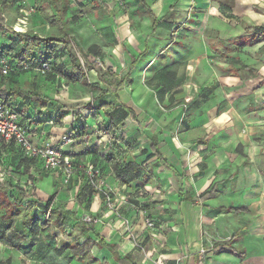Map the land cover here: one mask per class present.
Segmentation results:
<instances>
[{
    "label": "rangeland",
    "instance_id": "rangeland-1",
    "mask_svg": "<svg viewBox=\"0 0 264 264\" xmlns=\"http://www.w3.org/2000/svg\"><path fill=\"white\" fill-rule=\"evenodd\" d=\"M27 1L30 5L35 4V0ZM147 1L156 14H159L161 5L165 4L168 7L170 4L168 0ZM102 2L113 12L112 19L105 16L106 11L103 7H95L93 0H70V9L67 16L64 17L65 28L68 34L85 51L88 50L90 45L95 44L98 46L99 55L88 54V59L100 66L108 80H113V77H119L124 80V89H118L117 95L122 102H126L135 110L139 120L137 122L138 125L127 120L115 130V134L120 140L131 143L133 149L128 159H135L143 167L145 173L135 185L123 189V186L110 173L109 167H105V164L101 161L96 162L99 193L86 206H80L77 212L81 216L85 215L88 218H95L96 222L92 223V226L100 232L102 231V234L110 240L117 237L123 251L133 252L136 262L140 264H169L167 263L168 260H164V258H168V255L163 254L170 253V250L173 249L172 238L174 231L172 230V225H177L181 221L178 217L180 216L178 215L180 211L179 205H177L179 202V196L176 193L177 179L171 172L164 171L151 155L140 153L141 148H147L149 135L155 132L161 142L160 147L165 148L169 144L173 146L172 139L175 140L176 145L177 140H181L186 142L185 145L179 143L184 148V154H191V151H193L192 146L189 143L187 144V141L194 144L197 140L205 139L208 135L215 134L222 124H227L222 129H225L231 139L229 155L235 153L233 148L236 142H245L243 145L239 142L237 143L238 148L241 149V154H244V151L248 152L249 147L253 145L252 141L254 140H251L253 137L256 138L257 136L261 139L264 136V128H255L256 126H264V48L254 52V46L259 43L252 44L251 40L257 36H254L252 32L245 31L243 28L245 25L253 26L254 21L252 18L254 15L264 13V7L262 6L264 1H245L243 2L245 6L239 5L238 8H235L234 13L226 16L222 13L223 17L218 16L220 20L218 26L221 29L211 28V34L215 36L218 33L232 47L243 43L250 48L239 52V50L230 51L220 47L218 53L212 51V55H210L208 48L195 49L193 47L198 44L197 42L193 44V41L200 40L201 42L204 41L203 43L207 41L205 33L203 35L200 33L199 37L191 34L181 35L180 28L169 27L173 23L181 22L182 25L187 20L189 21L191 13L194 12V3H190L182 14H175L177 9L174 6L167 10L165 23L162 26L163 29L159 30L158 28L155 33L156 36L159 35V38L167 43L160 48L156 58H164L161 57L164 54L169 57V60L164 58V60L169 61L165 70H174L178 74L176 81L170 85L171 88H179L181 93L173 101H169V92L164 91L163 87L159 86L162 81L160 77L157 75L141 76L142 83L146 84L150 91H153V99L157 101V106L153 108L154 112H151V115H148L150 112L145 107L139 108L133 105L132 100L136 99L135 95L138 93V85L135 83L132 97L129 88L133 83V78L132 75L127 76L130 56L141 47L140 43L143 40L141 37L148 34L150 20L137 0H102ZM224 2L230 7L236 5L232 0ZM39 6L36 3L37 10L33 15L31 24H28L29 28L31 27V30L40 36L57 34L58 29L48 25L54 18L53 12L50 9L42 10ZM17 17L18 11L13 8L0 7V20L10 25L11 29ZM201 27H204V24ZM128 39L131 40L134 47L133 45L131 47V44L127 42ZM12 40H14L13 36L1 34L0 30V42L9 43ZM177 42H183L184 49L176 48L175 44ZM42 53L43 47L41 46L37 48L35 54L39 56ZM238 53H244V55L240 56V65L250 66L256 70L257 76L251 75L248 70H244L242 67L239 68V71L238 69H236L237 71L235 70L236 73L239 72V78L237 76H234L235 78L223 76L227 74L226 68H228L229 64H239L235 61V58H238ZM216 60L224 61L223 65H217V63L215 65L222 68L221 71L219 70L218 76H205L209 72L207 67L212 68L215 64L213 62ZM215 70L217 71V69ZM42 76L44 74L36 69L25 75L23 74L21 77L22 85L29 87L32 81L35 82L37 80L40 83L43 79ZM88 81L90 85L100 81L95 70L88 71ZM98 85L99 87L105 86L102 82ZM41 86L47 92H50L55 100L62 102L65 106H72V110L77 114L89 112V109L83 107V104L86 101L89 102L90 99L96 102L95 97L99 93V90L95 87L77 84L45 86V83H43ZM100 100L107 101L108 99L102 97ZM147 109H149L148 106ZM225 110L228 112V118L224 123L218 122V124L213 125V119L221 115ZM211 111L213 115H216L214 116L215 118H212L213 115H209ZM96 115L98 116V114ZM70 118V115H65L62 122L68 123ZM95 118L98 119L97 117ZM204 123L207 124L205 128L206 130L208 129V135L204 133V127L202 128ZM101 132L102 130L97 129L96 122L90 124L87 133L82 136H70L71 142L63 147L65 153L72 157L71 148L78 146L80 143H90L92 146H98L100 142L107 143L109 135L104 136ZM67 134L69 132L54 133L53 137H57L54 141ZM164 140L165 144H162ZM174 150L177 149L174 147ZM174 150L172 149V153L176 155ZM73 157L75 160L76 158L82 160L85 164L92 162L91 155L82 158ZM179 157H181V154ZM237 159L240 161L241 156L237 157ZM237 159L235 160L234 158L231 161L226 171L234 169L233 164L235 161L237 162ZM258 159L260 160V158ZM258 159L256 164H259ZM220 182L222 180L219 179L215 183ZM189 183L190 181L188 180L186 184L189 185ZM18 184L24 187L27 194H33L34 199L42 204L60 202L69 209L73 208L72 202L75 200L74 190L66 189V186H63L60 177L56 174L48 171L42 172L38 168L31 167L27 175L18 179ZM194 198H197L196 195H194ZM23 202L16 204L17 209L12 219H9V216L3 210H0V256L2 255L0 260L2 264H81L74 260H67L64 254H57L56 249H50V251L43 245L41 247H44V249L42 248L40 252H37V249L34 248L35 245H29L28 242L24 248L21 245H15L20 239L18 230H22L19 213L25 214L32 210L26 200ZM201 211V223L203 222L200 226V233L203 238L201 249H203L202 253L205 256V262L208 259L207 256L211 257L218 251H224L226 247H224L225 244L223 243L226 241H224V237L220 236V233L211 228V223H209L210 215L206 214L207 211L203 209V206ZM37 212V217L44 218L42 210L38 208ZM229 214L234 216L235 213L230 212ZM233 220L238 224L244 221L239 216L233 217ZM151 221L152 226H149L148 223ZM188 225L191 228V224ZM11 227L14 229L5 232L7 228ZM192 232L197 235L195 231L192 230ZM4 233L9 237L11 236V240L7 239L8 236H4ZM76 233L78 234L79 232L76 231ZM25 234L28 238V234ZM42 235L40 234L41 237H38L39 241L42 239ZM245 236L246 234H243L241 238L245 239ZM248 238L250 237L246 238L250 246L252 244ZM259 238L260 240L256 239V248L261 245L257 250L264 255V237L261 236ZM66 239V235L64 237L60 236L56 245H63ZM95 253L98 254L93 249L90 254L94 256ZM45 255L49 256L50 259H45ZM262 259L264 260V258ZM179 260H176L178 263L174 264H179ZM100 262L101 264H113L105 257H102Z\"/></svg>",
    "mask_w": 264,
    "mask_h": 264
},
{
    "label": "trees",
    "instance_id": "trees-1",
    "mask_svg": "<svg viewBox=\"0 0 264 264\" xmlns=\"http://www.w3.org/2000/svg\"><path fill=\"white\" fill-rule=\"evenodd\" d=\"M137 1L150 16L151 33H153L161 19L156 18L146 0ZM69 2L70 0H35V4H33L35 8L37 3L42 10L50 9L53 12L54 18L48 25L56 27L58 29L57 34L40 36L36 32H33L31 27L26 32H16L11 29L10 25L0 20L1 34H10L14 38V40L9 43L0 42V58H5L11 67V71L6 75H3L0 70V101L14 109L19 114L22 122H24V106L27 108L30 107L35 111L39 116L37 120L39 123L47 122L51 120L50 118L53 116V121L60 125L63 124L62 119L64 114L70 109L73 121L71 122L72 130L71 133L69 132V135L76 137L87 133L86 118L81 114L75 113L72 110V106H65V104L55 100L51 93L47 92L41 85L43 83H45V86H53L54 84H77L95 87L99 90V95H105L107 93L113 94L114 98L111 102H105L99 105L98 108L102 109L103 112V120L99 122L100 124L96 123L97 129L107 132V135H109L108 139L112 140L111 145L107 147H104L102 144L95 146L96 149L91 152V163L96 165V162H103L105 167H109V171L113 174L114 179L126 188L135 185L145 172L143 167L135 159H128V156L132 153L133 146H131V143L128 141L120 140L119 137L116 136L115 130L120 125H123L127 117H130L132 121H136V114L131 108L125 106L117 95V90L121 87L123 80L117 77H113L111 81L108 80L100 66L96 62L88 59V54L99 55L100 52L97 50L96 46L92 45L85 51L82 46L68 34L65 28L64 17L67 16L70 9ZM93 2H95V7L99 6L108 10L102 0H93ZM0 7L13 8L15 11L19 8L15 0H0ZM33 15L30 18V24ZM243 28L245 31L252 32L254 36H257L251 40L252 44L264 41V25H245ZM41 46L43 47V53L37 56L35 52L37 48ZM244 46L245 44L240 43L238 46L230 47L229 50L234 51ZM43 63H48L50 65V70L45 73L39 70ZM35 69L44 74V76H42V82L39 83L38 80L35 82L32 81L31 86L24 87L22 85V75L35 71ZM243 69L248 70L251 75H258L256 70L248 65H245ZM89 70L96 71L97 77L100 80L94 82L96 84H89ZM158 77L162 80L159 86L163 87L162 89L164 90L168 89L170 91V84L176 81L175 73L166 70L160 73ZM101 82L104 83V87H99L98 84ZM179 93H181L179 88L173 90L168 96L169 101H173ZM28 119L30 123L31 121L35 122L34 118ZM140 153H148L154 156L157 163L161 164L166 169H170V165L158 150L155 141H152L149 148H141ZM72 159L74 174L69 184L66 186V189H70V191L74 190L75 203H77V205L81 207L86 206L87 203L93 199L95 190L86 174V169L84 167L85 162L77 158L75 160L73 156ZM0 161H4V163L11 168L12 173L18 176L27 175L31 167L38 168L42 172L46 171L40 166L36 158L25 155L20 147L13 141H0ZM212 192L213 188L204 191L198 195L197 199L202 203L211 196ZM21 198L24 199L20 200ZM16 199L19 200L16 201ZM25 200L29 203V207H31L32 210H29L25 214L19 213L22 230H18L20 233L18 235L20 239L24 240L27 236L25 233H27L28 238L29 236L31 238L28 242L29 245H35L37 247V252L42 251V248L44 249V247H41L43 245L49 250L56 249V253L64 254L67 260H74L81 264H91L97 261V259L90 254L93 246L97 245L109 250L112 258L119 264H138L133 262L132 257L128 253L119 251V247L116 243L94 232V226L84 222L81 219V215L75 210L67 208L60 202L55 204H42L34 199L33 194H27L24 188L14 185L11 178H7L0 182V210H3L5 214L9 216V219L15 216V210L17 209L16 204H20ZM38 208L42 210L44 214V218L42 219L37 217ZM220 210L238 214L245 209L241 207L226 208L220 206ZM10 229L12 230L14 228H7L5 232ZM45 229H47V231H45ZM76 231L79 233L77 234ZM40 234L43 235L42 239L39 241L41 237ZM65 235L67 239L64 241V244L61 246L56 245L60 236L64 237ZM80 235L85 238L80 240ZM226 243L227 242H224L223 244ZM25 245L26 243L23 245V248ZM37 255L40 254L37 253ZM200 255V253L199 255L196 254V258L194 257V264L201 261L199 259ZM45 259L50 258L45 255ZM0 264H2L1 260Z\"/></svg>",
    "mask_w": 264,
    "mask_h": 264
},
{
    "label": "crops",
    "instance_id": "crops-1",
    "mask_svg": "<svg viewBox=\"0 0 264 264\" xmlns=\"http://www.w3.org/2000/svg\"><path fill=\"white\" fill-rule=\"evenodd\" d=\"M168 1L170 3L169 6L166 7L165 4L161 5V7L159 8L160 9L159 14H156L152 9L151 5L146 0L153 14L156 16L157 19H161V21L159 25L156 27L155 31L151 33V18L148 15V13L144 10L150 20L149 32L145 36L141 37L143 38V40L140 43L141 47L139 48V50L137 52L132 53L130 56V63H129L127 76L132 75L133 78V83L129 88L132 93L131 94L132 97L134 92L133 87L135 83L138 85V93L135 95L136 99L135 100L133 99L132 102L133 105L139 108L145 107V109L150 112L148 115H151V112H154L153 108L157 106V101L153 99V91H150V88L146 84L142 83L141 76H155V75L159 76L160 73L166 71L165 67L169 63L168 61L169 57H166L167 55L164 54L161 57H164L165 59L168 60H164V58L157 59L156 55L160 50V48L165 46L167 42L159 38V35L156 36L155 33L158 28L159 30L163 29L162 26L165 23L164 22L165 14L167 10L170 7L174 6L177 9L176 10L177 12L175 14H179V13L182 14L183 10H185V8L188 5H190V3L193 2L195 8L193 9L194 12H192L190 15L191 18L189 19V21L187 20L182 25L181 22L173 23V25H169V27L171 26V28L174 27L180 28L181 35L191 34L193 36L199 37L200 33L201 35L205 33L207 36L206 37L207 41H205V43H203L204 41L201 42L200 40L193 41V44L194 42L198 43L193 47L195 49L203 48V47L204 49L208 48L211 51V52L209 51L210 55H212V51H216L218 53L220 47L229 50L231 46L225 40L224 37L218 35V33L217 35L213 36L210 32L211 28L221 29L218 26L219 25L218 22H220L218 16L223 17L224 15L226 16L228 14L234 13L236 7L238 8L239 5L245 6V3L243 2L250 0H232L236 4L234 5V7H230L229 5H227L224 2L226 0H171V2L170 0ZM262 6L264 7V3L262 4ZM105 11H106L105 16H107V18L112 19L113 12H111L109 9ZM222 13L224 15H222ZM252 19L254 21L253 26L264 25V13L259 15H254ZM202 24H204V27H201ZM127 42L131 44V47L132 45L134 47V44L131 42V40L128 39ZM175 45L176 48L179 47L184 49L183 42H177ZM96 48L99 51L98 46H96ZM246 48H250V47L249 46L246 47L245 45L244 47L238 48L237 50H239V52L240 50L243 52ZM263 48H264V41H261L259 42V44L254 46L253 51L255 52L258 49H263ZM237 55L238 58H235V61L239 63V60L241 59L240 56L244 55V53H238ZM223 57L225 56L223 55ZM223 62L224 61L222 60L214 61L213 63L215 64L212 68L207 67V70H209V72L205 76H218L219 70L221 71L222 68L215 65L216 63L217 65H223L224 64ZM209 66H211V64H209ZM244 66H241L240 63L236 65L231 63L229 64L228 68H226L227 74L223 76H231V77L237 76V78H239L240 74L239 72L236 73L235 70L238 69L239 71V68L241 67L243 68ZM215 69H217V71ZM170 71L174 72L175 75L178 76V74L174 70H170ZM113 75L117 76L116 74ZM124 86L125 84L123 80V83L119 88V90L124 89ZM175 89H177V87H172L170 91L168 89L164 91L169 92L168 93L169 96L171 92ZM102 97H106L108 100L107 101L100 100ZM95 98H96V102L93 101V99H90L89 102L86 101V103L83 104V107H87L89 109V112L84 114H82L83 112L81 113V115H83L86 118L85 120L87 123L86 129H88V126L90 124H93L94 122L99 123L103 120L102 109L98 107L101 103L111 102L114 96L111 93H107L105 95H99L98 93V95ZM122 103L125 106L131 108L135 112V110L126 102H122ZM147 106L151 110L147 109ZM23 110H24L23 123H30L28 121L29 120L28 118L35 119V123L32 125V131L30 134L31 140L35 144L40 143L41 138L43 136H47L52 140H54L57 139V137H53L54 133L58 132L62 134L64 132L67 133L72 130L71 122L73 121V117L71 110H69L70 113L67 112L64 114V116L65 115L71 116L70 121L68 123L63 122L62 125L57 124L55 121H53L54 119L53 116H51L50 118L51 120L44 123H39L37 121L39 119V116L35 113L33 109L24 106ZM96 114H98L99 117ZM209 115H213L212 111L209 113ZM227 115L228 112L226 110L223 111L221 115L217 116L216 118L214 117L216 115H213L212 118L213 117L215 118L213 119V125L218 124V122L224 123V121L228 118ZM95 117H97L98 119H96ZM127 120H129V122L132 121L130 117H127L124 120V123ZM138 120L139 118L136 115V121H132V122L138 125L137 123ZM205 125L207 124L204 123L202 125V128L204 127V133L208 135L209 134L208 129L206 130ZM224 125L227 124H222L220 126V129L217 130L215 134L208 135L205 139L202 138L200 140H197L194 142V144H191L190 142L187 141V144L189 143V145L192 146V150H193L191 151V154L188 153L187 155L184 154V148H182L181 145V144L185 145L186 142L177 140V145H176V143L174 142L175 140L172 139L173 146L169 144L167 145V147L165 146V148H162L160 147L161 142L158 138V135H156L155 132H152L149 135L147 147L149 148L152 141H155L158 150L161 152L163 157L167 160L168 164L170 165V169L164 168L159 163L158 165H160L164 171L171 172L173 175H175L177 179L176 193L177 196H179V202L177 203V205H179V211H180L178 212V215H180L178 217L180 218L181 221H179L177 225L176 224L172 225L173 227L172 230L174 231L172 238L173 249L170 250L171 251L170 253L168 252L163 254V255H168V258H164V260L165 261L168 260L167 263L169 264L178 263L176 262V260L178 259H180L179 264H194L195 263L194 257L196 256V254L199 255V253L201 254L199 256V259L201 261H199L197 264H205V263L206 264H262V263L264 264V260L262 259L264 258V255H262V253L258 252L257 250L261 245H259V247L256 248L257 246L256 239L260 240L259 237L261 236L264 237V136L261 137V139L258 138L257 136L256 138L253 137V139H251L254 140L252 141L253 145L249 147L248 152L244 151V154H241V149L238 148L237 143L239 142L243 145L245 142L243 141L236 142L233 148V150H235V153L233 155H229V148L231 147V142H230L231 139L228 137L229 135L228 133L225 132V129H222ZM255 128L261 129L264 128V126H256ZM257 138L260 140H258ZM162 144H165V140L162 142ZM174 147L177 150H174ZM71 149H72L71 154L73 156L82 158L91 155V152L96 148L95 146H92L90 143L87 144L80 143L78 144V146H75L74 148ZM172 149L176 151V155L172 153L173 152ZM180 154L182 158L179 157ZM240 156H241V160L238 161L237 157ZM152 158L155 159L154 156H152ZM234 158L235 160L237 159V162L235 161V163L233 164L234 169L226 171V168L230 165L231 161H233ZM258 158H260V160ZM257 159L259 160V164H256ZM260 172L262 173L260 174ZM219 179L222 180V182L215 183ZM188 180L190 181V183L193 184L189 183V185H187L186 183ZM211 188H213V192L211 196L205 199L202 203L197 198H194V195L198 197L199 194ZM72 203H73L72 205L73 208L70 209H73L77 212L80 206L77 205L74 201ZM202 206L203 209L207 211L206 214L210 215L209 223H211L210 224L211 228L214 229L216 232L220 233V236L224 237L225 239L224 241L227 242L226 243L227 245L226 244H225L226 246L224 245V247H226L224 251H218L216 252L215 255H211V257L207 256L208 259L205 262H204L205 256L201 252V248L203 246L202 245L203 238L200 233V226L203 223V222L201 223ZM220 206H224L226 208L241 207L244 208L245 210L239 212L238 214H234V216H230L229 214L230 212L221 211ZM235 216L242 217L244 221L239 224L236 223L233 220V217ZM188 224H191V228L190 225ZM192 230L195 231L197 235L196 234L194 235ZM9 231L10 230H7V232ZM94 232L104 236V234H102V231L100 232L95 227H94ZM243 234H246L245 236L246 238L247 237L251 238V239L248 238V240L252 245L249 246L246 238L245 239L241 238ZM4 235L6 237L8 236L5 233ZM79 238L80 240H83L85 237L80 235ZM7 239L11 240V236L10 237L8 236ZM112 239L113 240L111 241L118 245L119 251H121L122 253H128L132 257L133 262L140 264L139 262L135 261L133 252L123 251L122 247L120 246V243H118L117 237ZM29 240H31V238L26 237L24 240L19 239L18 243L16 242L15 245L23 246L25 243L29 242ZM34 248L37 249L36 246ZM93 249L94 252L95 251L98 252V254L95 253L93 256L98 260L91 264H101L100 260L102 259V257L107 258L110 263L119 264L112 258L111 253L106 248L94 245L91 251Z\"/></svg>",
    "mask_w": 264,
    "mask_h": 264
},
{
    "label": "built area",
    "instance_id": "built-area-1",
    "mask_svg": "<svg viewBox=\"0 0 264 264\" xmlns=\"http://www.w3.org/2000/svg\"><path fill=\"white\" fill-rule=\"evenodd\" d=\"M15 1L19 8L17 10L18 17L12 26V30L16 32H26L29 30L28 24L30 23L31 16L36 12V8L34 5L28 4L27 0ZM0 70L3 75L11 71V67L5 58H0ZM39 70L45 73L50 70V65L48 63H43ZM34 123V121H31V123H23L19 114L14 109L0 101V141H13L20 147L25 155L36 158L44 170L59 176L63 186H67L74 174L73 159L64 152L63 148L71 142L70 135H64L57 141L43 136L40 143L35 144L30 137L32 125ZM101 133L107 136L106 131H102ZM111 141L112 140L108 139L107 143L100 142V144L107 147L111 145ZM84 167L90 179V183L95 190V194L93 195V197H95V195L99 193L98 169L93 163H86ZM20 177L21 176L13 174L11 168L7 166L4 161H0V182L7 178H11L14 185L22 187L18 184V179H20ZM122 188L124 189L125 186ZM81 219L89 225L96 222L95 218H88V216L85 215L81 216ZM148 224L152 226V221ZM201 252H203V249H201Z\"/></svg>",
    "mask_w": 264,
    "mask_h": 264
}]
</instances>
